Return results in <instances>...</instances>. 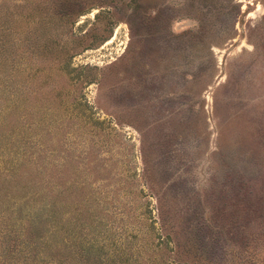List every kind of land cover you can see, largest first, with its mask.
<instances>
[{"label":"rangeland","instance_id":"1","mask_svg":"<svg viewBox=\"0 0 264 264\" xmlns=\"http://www.w3.org/2000/svg\"><path fill=\"white\" fill-rule=\"evenodd\" d=\"M38 218L53 264H264V0H0V220Z\"/></svg>","mask_w":264,"mask_h":264},{"label":"trees","instance_id":"2","mask_svg":"<svg viewBox=\"0 0 264 264\" xmlns=\"http://www.w3.org/2000/svg\"><path fill=\"white\" fill-rule=\"evenodd\" d=\"M18 220H15L17 223ZM21 231L15 230L13 220H0V264H53V250L48 249L47 220H28ZM24 224L23 220L21 225ZM60 249V248H59ZM60 250H57V253ZM89 261V257L85 256ZM86 261V262H87ZM101 264V263H99Z\"/></svg>","mask_w":264,"mask_h":264}]
</instances>
